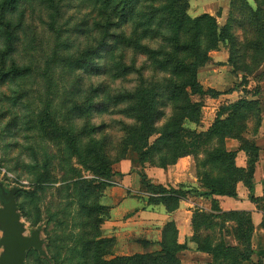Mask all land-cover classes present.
Listing matches in <instances>:
<instances>
[{
    "label": "rangeland",
    "instance_id": "1",
    "mask_svg": "<svg viewBox=\"0 0 264 264\" xmlns=\"http://www.w3.org/2000/svg\"><path fill=\"white\" fill-rule=\"evenodd\" d=\"M121 2L0 0V209L7 202L3 192L15 191L25 235L40 231L44 253L30 248L26 264H91L89 257L101 252L95 242L104 233L107 189L122 186L131 173L144 182L150 167L168 168L199 139L202 153L216 146L217 138L197 135L194 124L208 116V126L229 102L264 84V69L255 70L264 62V0L252 8L258 13L239 0L225 17L212 16L220 28L233 22L229 28L239 41L227 34L209 52L198 71L202 92L186 88L185 70L167 68L165 61L177 53L192 62L212 46L213 20L195 21L207 13L198 14L190 0V20L183 24L170 15L174 0H145L138 16L158 17L139 24ZM178 32L188 48L173 39ZM143 87L157 93L150 123L138 113ZM246 107L238 116L234 110L222 114L232 116L239 137L264 117V103ZM258 208L264 211V196ZM204 211L196 207L194 216ZM202 220L200 236L220 240L221 223ZM252 249L253 263L264 258V249Z\"/></svg>",
    "mask_w": 264,
    "mask_h": 264
},
{
    "label": "crops",
    "instance_id": "2",
    "mask_svg": "<svg viewBox=\"0 0 264 264\" xmlns=\"http://www.w3.org/2000/svg\"><path fill=\"white\" fill-rule=\"evenodd\" d=\"M232 1L191 0V8L196 7L198 14L207 13L217 17L218 13H222L225 17L231 9ZM246 1L253 9L254 5L257 4L256 0ZM262 68L264 69V62L258 69ZM260 85L264 84L258 81L255 88H253L255 91L250 96L242 95L236 101L229 102L227 105L237 102L248 106L264 103V86L260 87ZM247 89H249L248 85ZM217 118L218 115L212 118L208 126L205 127V123L210 120L206 116L199 121L200 123L194 124L195 128L191 130L206 132L211 129ZM226 119L227 116L222 115L221 120ZM243 135L245 138L254 141L261 150L259 160L255 165L252 190L247 187L244 181H239L236 186L237 195L235 196L211 194V190L203 185V180L208 177L209 167L204 164L205 154L201 151L178 158L175 163L160 172L154 171L155 167H150V171L153 170V172L146 171L147 177L149 176L147 180L151 184L183 191L182 196L175 195L155 203L151 197H158L159 194H155L154 191L149 192L143 180L136 173L122 177V186L117 185L108 188V194L104 197L103 202L104 206H107L108 212L102 238L114 241L113 254L115 256H133L158 252L163 247L168 227L172 225L177 231V243L186 244L187 246L185 250L177 254L181 264H225L217 259L214 254L201 250L198 242L195 241L193 222L196 207L204 208V212L213 215L231 211L249 212L254 224L251 247L258 249L256 254L260 253L259 251L264 249V211L258 208V202L253 200L252 194L257 198L264 196V117L256 130L250 132L245 129ZM224 148L228 152H236L234 159L236 167H248V155L241 149L239 139L226 136L224 138ZM143 185L145 186L144 190ZM215 209H217V212ZM216 220L221 221V218ZM228 225H231V227H228ZM232 226L233 222L226 221L219 228L223 230V235L221 234L220 240H211L213 248L219 244L226 247L241 248ZM208 246H210V243ZM253 258L252 253L250 260H240V263H253ZM260 260L264 262V258L259 259L258 257L253 264H257Z\"/></svg>",
    "mask_w": 264,
    "mask_h": 264
},
{
    "label": "trees",
    "instance_id": "3",
    "mask_svg": "<svg viewBox=\"0 0 264 264\" xmlns=\"http://www.w3.org/2000/svg\"><path fill=\"white\" fill-rule=\"evenodd\" d=\"M14 1V0H10ZM176 3L173 6V9L171 11V16L173 19H180L183 24H185L188 20H190V16L188 15V10L190 7V0H174ZM235 1L239 0H233L232 1V6L231 8L235 10ZM258 0H256L257 2ZM145 0H122L121 4L123 7V12L128 11L131 14L135 16L134 22L136 23H153L157 19V14L153 13L151 17L148 19H143L142 17L138 16V5H141V8L144 4ZM247 5L249 8L250 5L247 2ZM119 7V5H118ZM167 9V8H165ZM253 10V9H252ZM255 11V12H254ZM254 13H258V10H253ZM137 16L139 18H137ZM170 17V16H169ZM204 18H208L210 20H213L214 25H215V31L213 32L214 36H212V46L209 47L205 52H200V55H198V59L193 60L192 62H186L183 58H180L177 56V53L169 54L170 58H167L165 61V66L167 68L172 67L174 70L177 69L178 67L181 69L185 70V83L184 86L186 88H191L193 91H203V87L199 84L197 81L198 77V71L201 67H203L206 62L209 59V52L216 48V44L218 42H221L224 37L228 34L232 37V39L236 40V36L232 34L230 31V28L233 26V22L228 28H220L218 24L215 22L216 20L214 17L210 16L209 14H204L201 17L197 18L199 20V23L204 20ZM178 32L176 35L173 36V39L178 42L181 46H184L185 48H188V45L185 44V42L182 40L183 34H179ZM212 34V35H213ZM7 36L8 40H12V31L10 28L7 31ZM117 38L116 41L119 42ZM236 41H239L237 39ZM235 41V42H236ZM263 43V40H261ZM260 45V44H259ZM261 46V45H260ZM116 49V43L112 44L110 52L113 50V53ZM259 50V49H258ZM239 55L242 52L240 49L238 50ZM199 53V52H198ZM110 57V56H109ZM257 66V65H256ZM258 69V66L255 67V70ZM250 73H253V71L250 70ZM144 88V87H143ZM137 92L138 96L141 98L139 105H138V113L140 115V118L143 119V122L148 123L152 122V120L155 119L157 113L156 111L154 112V107H153V101L155 100L156 97V90H152V88L146 89L144 88ZM208 92H211L213 96H216L219 94L215 89L210 88ZM246 105H243L241 102H237L232 105H228L221 109L219 115L220 117L222 116L224 110L226 111H235L234 115H237V113H240L242 110H248ZM231 114V113H230ZM218 118L211 127L206 132H201L197 135L199 136H205V135H211V141L213 139L218 140L216 143V146L205 149V158H204V164L209 167V172L207 173L208 177L203 180V185L205 187H208L211 190V194H217V195H227V196H235L237 195V183L239 181H244L247 187L252 190L253 189V175L255 172V165L259 160L261 150L259 147L256 145L254 141H251L243 135H236L234 131H232L234 128L232 125H234V120L231 119L232 116H228L226 120H221V118ZM233 115V114H231ZM238 116V115H237ZM247 115H244V117H240L241 120L244 122L247 120L246 119ZM187 117V116H186ZM193 121H196L198 118H192ZM182 121L179 123L180 129L177 130L180 131V135H183L182 132L187 133V129H185L182 125ZM242 131V130H241ZM194 137H199L196 135V133L192 132ZM176 136V132H175ZM226 136H232L240 140L241 142V149L244 150L247 155H248V167L247 168H239L235 166V156L236 152H228L224 148V138ZM205 144V143H204ZM203 143L200 142V139L198 141V144L194 146L193 149H188L184 150L181 152L178 157L170 162L169 164H173L177 161L178 158L182 156H186L189 154L193 153H199L201 146L204 145ZM193 144H191L192 146ZM188 146L186 145V148ZM168 166V164H167ZM166 166V167H167ZM215 171L217 173H215ZM144 184L147 186L149 190L154 191L155 194H159V196L156 197H151L152 201L155 203L159 202L160 200H165L169 197L172 196H178V195H183V191H179L176 189H167L163 187L162 185H153L148 182V180H144ZM110 185V184H109ZM252 198L255 202H259L263 199L262 198H257L252 194ZM198 216L194 217V231H195V241L198 242L199 248L203 251H207L209 253L214 254V256L217 259H222L223 256V262L227 264L228 260L225 259L226 257L233 259L232 264H241L240 260L242 261H248L251 258V255L253 253V249L251 247V237L254 231V224L251 218V215L247 211H231L229 213H221L219 215H213L207 212H203L199 214H196ZM203 216H210L212 219H219L221 218V226L226 222V221H231L233 222V230L234 234L237 237L239 243L241 244L240 247H226L225 245H217V247H212L211 246V240L212 238L207 235L206 237H202L199 234V227L200 223L203 222L202 217ZM200 219V221H198ZM219 225V224H218ZM215 227V226H214ZM177 231L174 226H169L167 229V233L163 242V247L160 251L154 252V253H147V254H136L133 256H115L113 254V246H114V241L112 239L108 238H101L98 242H95L101 252L97 253L95 251L94 257L93 255L89 257V262L91 264H181V261L178 259L177 254L180 251H183L187 248L186 244H178L177 240ZM209 237V238H207ZM203 239V240H201ZM211 239V240H210ZM210 243V246L208 244ZM100 246H99V245ZM93 245H95L93 243ZM229 254V255H227ZM110 258H107V257ZM93 257V258H92ZM231 264L230 262H228ZM257 264H264L263 261H259Z\"/></svg>",
    "mask_w": 264,
    "mask_h": 264
},
{
    "label": "water",
    "instance_id": "4",
    "mask_svg": "<svg viewBox=\"0 0 264 264\" xmlns=\"http://www.w3.org/2000/svg\"><path fill=\"white\" fill-rule=\"evenodd\" d=\"M7 202L0 209V227L3 236L0 238V246L3 251L0 254V264H26L27 252L34 248L41 253L43 240L40 231H35L31 236L25 235L26 226L19 214V206L16 201L15 191L8 196L3 192Z\"/></svg>",
    "mask_w": 264,
    "mask_h": 264
}]
</instances>
